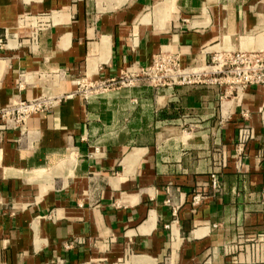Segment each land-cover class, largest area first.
Instances as JSON below:
<instances>
[{
	"label": "crops",
	"instance_id": "1",
	"mask_svg": "<svg viewBox=\"0 0 264 264\" xmlns=\"http://www.w3.org/2000/svg\"><path fill=\"white\" fill-rule=\"evenodd\" d=\"M0 32L1 109L162 50L197 70L215 53L264 54V0H0ZM242 124L254 136L237 170ZM211 173L220 190L193 211ZM0 264H264V88L120 87L5 132Z\"/></svg>",
	"mask_w": 264,
	"mask_h": 264
},
{
	"label": "built area",
	"instance_id": "2",
	"mask_svg": "<svg viewBox=\"0 0 264 264\" xmlns=\"http://www.w3.org/2000/svg\"><path fill=\"white\" fill-rule=\"evenodd\" d=\"M41 23L40 20H36L31 27L39 29ZM6 42L7 33L0 32V51L4 50ZM54 75L63 78L59 72H55ZM70 84L74 87L70 93H43L29 100L18 98L1 108L0 148L5 132L23 129L32 117L51 111L56 105L74 95L79 96L84 102H89L103 97L112 89L132 88L138 84L146 85L154 90L193 88L201 85L222 86L226 93L236 95L252 86L264 88V54L259 51L215 53L211 56L210 64L206 69L197 70L183 66L179 53L162 50L152 57L148 66L123 71L117 78L95 80L77 77L71 79ZM17 89L22 90L21 83L17 84ZM253 136V130L249 125L242 124L238 127L234 146V165L237 170L242 165L241 159L245 148ZM94 154H100L99 148H94ZM205 190L212 193L219 192L220 181L217 174L211 173L208 181L197 187V191L192 194L190 205L193 211L205 200ZM213 227L215 228L216 225ZM77 242L74 240L64 247L69 249Z\"/></svg>",
	"mask_w": 264,
	"mask_h": 264
}]
</instances>
